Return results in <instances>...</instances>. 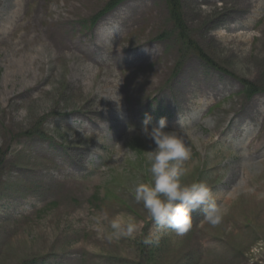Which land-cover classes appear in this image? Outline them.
Listing matches in <instances>:
<instances>
[{"label": "rangeland", "instance_id": "rangeland-1", "mask_svg": "<svg viewBox=\"0 0 264 264\" xmlns=\"http://www.w3.org/2000/svg\"><path fill=\"white\" fill-rule=\"evenodd\" d=\"M110 1L0 0V264H264V148L244 158L237 144L264 142V0H179L190 41L233 77L201 62L166 0H127L95 20ZM117 22L106 52L87 55ZM108 95L120 109L107 116ZM145 114L190 148L182 183H206L218 226L196 212L178 236L135 202L155 148ZM103 211L138 231L109 242L92 227Z\"/></svg>", "mask_w": 264, "mask_h": 264}, {"label": "clouds", "instance_id": "clouds-1", "mask_svg": "<svg viewBox=\"0 0 264 264\" xmlns=\"http://www.w3.org/2000/svg\"><path fill=\"white\" fill-rule=\"evenodd\" d=\"M152 117L145 114L142 135L155 144L148 151L150 167L149 182H138L133 189V198L142 204L148 216L158 227L173 230L178 236L186 234L192 225L193 213L203 214V222L211 227L221 223V209L205 182L182 183L187 169L183 166L189 160L191 150L178 131H166L168 121L161 118L157 126L149 128ZM130 127L129 131H134ZM93 229L109 242L133 237L138 231L134 218L124 220L122 214L110 217L107 211L93 217ZM107 222V226L105 223ZM150 245L153 240L147 236L142 241Z\"/></svg>", "mask_w": 264, "mask_h": 264}, {"label": "bare ground", "instance_id": "bare-ground-1", "mask_svg": "<svg viewBox=\"0 0 264 264\" xmlns=\"http://www.w3.org/2000/svg\"><path fill=\"white\" fill-rule=\"evenodd\" d=\"M21 3H23V0H21ZM15 17H16V15H15ZM7 20L6 21L4 20L2 26L4 25V23H7ZM110 25H113L114 27L113 26H108V29H103V30H101L100 32L97 33V37H96V40H95V45L93 46V47H95V49H93V48H92V50L86 49V50H89V51H87V55L93 56V58H95L96 57L95 54H97L98 51H100V54L99 55H101L103 52H106L107 48L110 46V44L112 43V41L119 36V32L117 30L118 28H116V26L118 27L119 22H117V23H111ZM6 27L7 26L5 25V26H3L1 28V31H2L3 35H4V30H5ZM100 27H101V25H100ZM7 34H8V32H6V35ZM148 54H151L152 55V53L150 51H148ZM50 56H51V53L48 54V57L47 58L44 57L42 61L48 60L50 58ZM143 57H145V55L138 54L137 56L134 57V60H138V59H141ZM101 63L104 64V65H106L104 62H101ZM108 79L109 78H106L105 79V85L106 86H109ZM112 84H114V86H115V82H113ZM86 85L87 84H85V87H86ZM110 95H108L109 97H107V99H106L108 101V102H106L107 103V106L105 105L104 110H102L100 112L102 114H106L107 116L109 115V113L111 111H117V110L120 109V106L118 105V100L115 97V95H113V97H110ZM208 95H209V98H208L207 95H204V97H205L206 100L209 101V100H211L213 98V94L212 93H209ZM254 106H259V104L256 103V102H253L251 104V107H254ZM254 111L255 110H253V113H254ZM254 129L252 130V132L257 133L259 131L257 129L255 131ZM249 132H250V129L248 127H245L244 126L241 129V131L239 132L240 135L237 138L240 139L241 136H242V134H248L249 135ZM216 135L219 136L218 134H216ZM254 138H255V136L252 137L251 139L249 137L244 142V144L241 143V140L237 143L239 146L242 145L241 146V149H242L241 151H244V153L242 154V157L246 158V156H247L248 158H250L251 156H253L254 154H256L258 151H260V150H262L264 148V142L263 143H256L255 144L254 143ZM229 143H233V142H231V140L229 139L228 140V144Z\"/></svg>", "mask_w": 264, "mask_h": 264}, {"label": "trees", "instance_id": "trees-1", "mask_svg": "<svg viewBox=\"0 0 264 264\" xmlns=\"http://www.w3.org/2000/svg\"><path fill=\"white\" fill-rule=\"evenodd\" d=\"M124 0H112L104 10V12L109 11L110 9H113L115 6H117L119 3H121ZM170 14L171 19L174 20L175 26L180 30L182 36H185V27L181 19V11H180V1L179 0H166ZM202 58H206L201 52L199 53Z\"/></svg>", "mask_w": 264, "mask_h": 264}]
</instances>
